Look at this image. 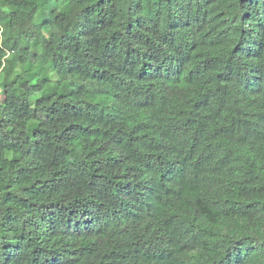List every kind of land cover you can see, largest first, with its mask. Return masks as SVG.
<instances>
[{
	"label": "trees",
	"instance_id": "16d2710c",
	"mask_svg": "<svg viewBox=\"0 0 264 264\" xmlns=\"http://www.w3.org/2000/svg\"><path fill=\"white\" fill-rule=\"evenodd\" d=\"M0 264H264V0H0Z\"/></svg>",
	"mask_w": 264,
	"mask_h": 264
}]
</instances>
